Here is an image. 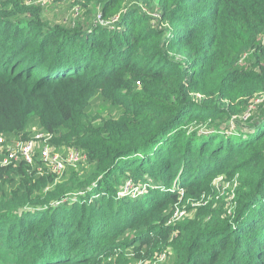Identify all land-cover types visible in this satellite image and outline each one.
<instances>
[{
  "label": "trees",
  "instance_id": "obj_1",
  "mask_svg": "<svg viewBox=\"0 0 264 264\" xmlns=\"http://www.w3.org/2000/svg\"><path fill=\"white\" fill-rule=\"evenodd\" d=\"M261 93L264 0H0L4 147L86 156L0 165V263L264 264Z\"/></svg>",
  "mask_w": 264,
  "mask_h": 264
},
{
  "label": "built area",
  "instance_id": "obj_2",
  "mask_svg": "<svg viewBox=\"0 0 264 264\" xmlns=\"http://www.w3.org/2000/svg\"><path fill=\"white\" fill-rule=\"evenodd\" d=\"M28 3H31L35 0H26ZM264 98V93L259 94L256 96L252 102L257 103ZM253 108L251 104L244 115V118L247 117L248 112ZM43 137L42 149H40V153L37 151L36 147V140ZM50 138L49 135H42L38 134L35 136L34 139L27 140V141H17L11 146L4 147L5 139L0 136V153H4L2 158L0 159V165H9L17 161H24L27 164H31L34 161V156L36 151L39 153V157L43 164L50 169L53 173H61L66 165H75L79 161L85 159V155L82 154L77 148H67L65 152H56L53 151L50 144H48L47 140ZM184 215V211H181L178 207V204L175 206L174 212L172 214L171 220L169 223H174L179 218ZM164 252L162 251L157 260L153 263L156 264L157 262L161 261L164 257Z\"/></svg>",
  "mask_w": 264,
  "mask_h": 264
},
{
  "label": "rangeland",
  "instance_id": "obj_3",
  "mask_svg": "<svg viewBox=\"0 0 264 264\" xmlns=\"http://www.w3.org/2000/svg\"><path fill=\"white\" fill-rule=\"evenodd\" d=\"M39 1V3H44V2H47L49 0H37ZM51 3V4H49ZM46 4V11H45V17L50 20V21H62L63 19H70L71 17H73V14H74V11H73V8H71L69 2L67 1H60V2H57V3H53V2H49ZM99 23L103 24V25H112V21H109V22H102L100 21ZM221 179H219L218 181H216V187H217V191L219 192L220 195L223 194V189L227 188L229 189L230 186H229V183H224L222 185L221 183ZM144 188L143 187H140L139 185L135 186L130 180L127 181L124 185V188L122 189V191L119 193L120 195L122 194H125V193H128L130 194L132 197L133 196H137L139 194H141L143 192ZM228 200L230 198H227ZM178 207L180 208L181 211H184V214H186L185 216L189 215L192 211H185V206H180V203L178 204ZM184 216V215H183ZM170 249H166L164 252V257L161 261L159 262H163L164 260V263L167 262V259L172 255L170 253ZM163 263V264H164ZM1 264V263H0Z\"/></svg>",
  "mask_w": 264,
  "mask_h": 264
}]
</instances>
